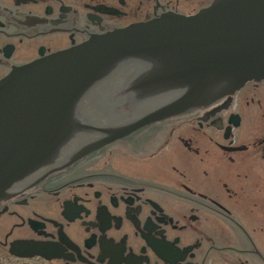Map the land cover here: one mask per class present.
Masks as SVG:
<instances>
[{
  "label": "flooded vegetation",
  "instance_id": "obj_1",
  "mask_svg": "<svg viewBox=\"0 0 264 264\" xmlns=\"http://www.w3.org/2000/svg\"><path fill=\"white\" fill-rule=\"evenodd\" d=\"M217 1L0 0V82L94 38L168 15L191 17ZM152 65L122 58L109 66L106 77L136 68L127 94L116 97L136 113L110 133L88 130L72 149L76 134L52 158L56 165L6 191L0 264H264V79L84 154L160 99L134 89ZM79 108L75 119L91 115Z\"/></svg>",
  "mask_w": 264,
  "mask_h": 264
},
{
  "label": "water",
  "instance_id": "obj_2",
  "mask_svg": "<svg viewBox=\"0 0 264 264\" xmlns=\"http://www.w3.org/2000/svg\"><path fill=\"white\" fill-rule=\"evenodd\" d=\"M122 58L151 61L153 71L134 89L168 98L140 111L144 117L135 125L114 130L84 154L264 79V0H218L197 15L133 24L14 70L0 82V199L29 173L53 165L52 158L76 134L110 133V127L78 122L73 113L80 98ZM175 92L172 98L164 95Z\"/></svg>",
  "mask_w": 264,
  "mask_h": 264
},
{
  "label": "bare ground",
  "instance_id": "obj_3",
  "mask_svg": "<svg viewBox=\"0 0 264 264\" xmlns=\"http://www.w3.org/2000/svg\"><path fill=\"white\" fill-rule=\"evenodd\" d=\"M144 70V68L141 69V71ZM121 72V75L117 76ZM135 67L130 68V70H116L114 75V79H110V77H106L107 80L105 83L93 87V90L96 92V94L93 93V91L90 89L88 92H86L85 98L83 100H79L76 107L80 106L79 111L81 112H88L91 115L86 116V119H82L80 116L77 117L78 122H82L85 124H96V125H103L107 127H111L112 125L119 124L121 121H123L125 118H127L129 115L136 113L135 111L131 112L130 109L125 108V103L122 101L120 102L117 96H122L124 94H127V88L126 86L129 84V81L137 74ZM91 91V92H90ZM97 92L101 93L103 96H107V99H101V101L98 103L94 99V96H98ZM174 94L178 93H166L164 95L169 96L170 98L177 96ZM162 95V94H161ZM168 98V97H167ZM167 98H161L158 100H155L154 102L150 103L147 107L141 110L149 109L151 107H154L160 103H162L164 100H167ZM111 107L113 110L112 111ZM115 113H112V112ZM100 112V113H98ZM104 112V113H101ZM82 136V137H80ZM80 138L76 142H73L72 149H75L77 146L81 145L84 140H87L90 138V134L87 131H84V133L80 134ZM83 138V140H79ZM56 161L53 162L55 164ZM58 164V163H57ZM56 165V164H55ZM54 165V166H55Z\"/></svg>",
  "mask_w": 264,
  "mask_h": 264
},
{
  "label": "rangeland",
  "instance_id": "obj_4",
  "mask_svg": "<svg viewBox=\"0 0 264 264\" xmlns=\"http://www.w3.org/2000/svg\"><path fill=\"white\" fill-rule=\"evenodd\" d=\"M115 72H112V75L110 76V78H109V80L110 79H114L113 77H114V74ZM119 75H121V72L117 75V76H119ZM95 91H93V93H94ZM94 94H96V92L94 93ZM98 95H102L101 93H97ZM56 161V160H55Z\"/></svg>",
  "mask_w": 264,
  "mask_h": 264
}]
</instances>
